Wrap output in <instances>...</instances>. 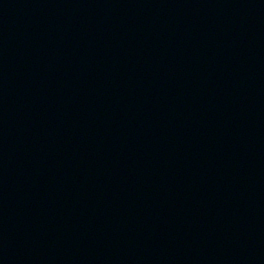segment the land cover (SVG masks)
<instances>
[{"label":"water","instance_id":"water-1","mask_svg":"<svg viewBox=\"0 0 264 264\" xmlns=\"http://www.w3.org/2000/svg\"><path fill=\"white\" fill-rule=\"evenodd\" d=\"M0 263L264 264V0H0Z\"/></svg>","mask_w":264,"mask_h":264}]
</instances>
